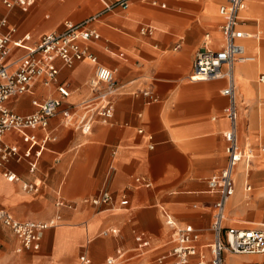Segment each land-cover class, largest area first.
<instances>
[{
  "label": "crops",
  "instance_id": "0c3cea01",
  "mask_svg": "<svg viewBox=\"0 0 264 264\" xmlns=\"http://www.w3.org/2000/svg\"><path fill=\"white\" fill-rule=\"evenodd\" d=\"M104 1L32 0L26 8H8L0 0V17L7 16L9 25L15 26V36L30 33L32 44L43 34L63 28L67 19L77 21L91 15ZM227 1L131 0L129 7L107 12L92 24L101 37L89 42L90 49L102 63L116 68L118 82L125 84L113 95L114 117L110 122L97 120L91 132H83L64 123L61 109L50 119L57 140L43 150L36 172L28 171L27 160H11L0 167V209L18 219L54 216L61 195L78 202L76 208L61 209L62 221L43 231L39 249L17 251L19 239L0 225V264H109L107 258L120 252L124 255L118 264H172L169 258L160 260L175 245L174 227L164 212L179 225H195L200 246L208 244L219 197L208 188V179L228 157L224 131L230 119L223 111L228 100L222 93L227 82L223 77L195 80L191 74L206 33L211 32L216 45L222 41L219 8ZM247 1L241 24L256 35L244 44L257 58L236 63L238 135L243 146L253 149L254 157L249 166L245 161L237 166L236 193L228 202L226 221L241 227L259 223L241 218L258 214L261 206L255 190L264 177V81L259 79L264 72V0ZM143 25L153 26L154 31L144 33ZM10 52L8 60H13L24 50L14 47ZM57 63L61 66L59 81L73 90L69 100L79 101L88 93L85 81L93 75L95 63L88 58L72 66L61 59ZM34 87V93L11 98L8 105L21 113L30 112L35 109L32 97L58 94L55 85L36 83ZM150 88L154 97L143 92ZM68 105L64 102L62 107ZM2 141L26 147L14 130H8ZM6 168L24 180L40 178L39 191L26 192L20 181L8 180L3 175ZM137 175L147 176L152 185L137 184ZM104 186L118 198L127 191L129 202L98 207L82 201ZM252 202L256 207L248 205ZM139 233L150 239L149 245L139 244ZM83 252L91 263L81 261ZM196 259L192 256L190 264ZM225 260V264H264V253L226 252Z\"/></svg>",
  "mask_w": 264,
  "mask_h": 264
},
{
  "label": "built area",
  "instance_id": "2783aa9c",
  "mask_svg": "<svg viewBox=\"0 0 264 264\" xmlns=\"http://www.w3.org/2000/svg\"><path fill=\"white\" fill-rule=\"evenodd\" d=\"M131 0L104 1L101 8L81 20L67 19L64 27L49 31L41 39L29 43L30 33L15 36V26L9 25L7 16L0 17V167H4L11 160L17 162L27 160L28 171L36 172L40 156L49 142L57 140V135L50 128V119L63 109V121L83 132H91L97 120L110 122L115 113L113 95L125 84L119 83L116 68L102 63L96 52L89 47V42L101 37V32L92 24L103 17L105 13L116 8L129 7ZM156 2V0H152ZM32 0H3L8 8L19 5L26 8ZM247 0H228L220 5L219 11L223 15L220 24L222 41L216 45L211 32H207L205 40L198 50L194 60V71L191 78L195 80L226 78L227 84L222 93L227 97V104L223 111L230 119V126L224 131L226 137L227 161L223 167L208 179L209 189L219 194L215 202V212L211 223L212 239L206 246H200L198 240L200 232L191 223L179 225L167 212V223L174 227L175 245L160 260L170 259L172 264H190L192 256H197L195 264H225L226 252L235 254L264 253V222L260 225L237 226L227 224L228 202L236 193V169L241 161L250 165L254 152L250 147L241 144L238 135L240 101L237 97L238 81L236 79V63L238 61H255L257 55L250 54L244 40L255 37L242 27V9ZM144 33L153 32V26L143 25ZM24 50L23 54L13 60H8L12 48ZM88 58L95 63L93 75L88 77L85 85L88 93L79 101H70L73 90L67 83L59 81L61 66L57 60L61 59L65 65L72 66L80 59ZM259 79L264 81V72ZM36 83L55 85L57 95H47L42 98L32 97L30 102L35 109L21 113L8 105V100L24 93H34ZM143 92L154 97L153 90ZM69 105L62 107L63 103ZM8 130L19 133L26 147L20 148L16 143L2 141ZM142 130V129H141ZM41 131V135L39 134ZM264 149V145L261 147ZM8 180L21 182L23 190L37 193L42 185L40 178L24 180L10 168L3 170ZM137 184L151 186L152 181L145 175L135 177ZM246 188L251 189L250 183ZM83 202L94 206L117 207L129 202V194L123 190L119 198L108 186H104L98 194L85 196ZM57 213L46 220L18 219L11 212L0 209V225L11 230L20 241L17 251L23 248L39 249L42 233L46 228L57 225L63 219L64 207L76 208L78 202L59 196L56 201ZM115 231L107 229L105 232ZM141 246H147L150 239L143 233L136 236ZM209 246V247H207ZM205 247H207L205 249ZM124 252L107 258V263L118 264ZM82 262L91 263V257L86 253L80 255Z\"/></svg>",
  "mask_w": 264,
  "mask_h": 264
},
{
  "label": "rangeland",
  "instance_id": "374dc122",
  "mask_svg": "<svg viewBox=\"0 0 264 264\" xmlns=\"http://www.w3.org/2000/svg\"><path fill=\"white\" fill-rule=\"evenodd\" d=\"M262 104L264 105V103H262ZM248 141H247V143L249 144L250 142H248ZM262 142H263V145H264V135L262 137ZM258 146H259V144H258ZM258 146L257 147L255 146V148L258 149ZM262 170H264V167H263ZM258 187H259V190H255V191H259L258 194L256 195V199H257L258 202L260 201V203H258V204H259V206H261L259 211H257L258 214L257 215L255 214L253 216H244L241 219H246L247 218L248 220H254L255 222H259V223H252V224L251 223H244V224H247V225H260L262 222H264V177H263L262 181L259 182V186ZM256 202H252V203H250L248 205L256 207ZM228 218H229V216H228ZM235 224H239V223H235ZM207 247H209V246H207ZM207 247H205V249ZM240 255H243V254H240ZM248 257H258L259 258V256H248Z\"/></svg>",
  "mask_w": 264,
  "mask_h": 264
},
{
  "label": "bare ground",
  "instance_id": "6f19581e",
  "mask_svg": "<svg viewBox=\"0 0 264 264\" xmlns=\"http://www.w3.org/2000/svg\"><path fill=\"white\" fill-rule=\"evenodd\" d=\"M247 3H248V1H247ZM247 3H246V6H247ZM246 6H245V7H246ZM249 62H250V61H249Z\"/></svg>",
  "mask_w": 264,
  "mask_h": 264
}]
</instances>
